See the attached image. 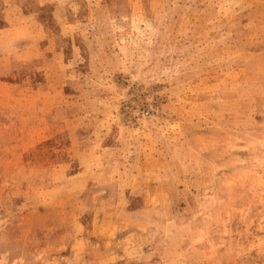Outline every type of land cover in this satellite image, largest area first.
<instances>
[{
  "label": "rangeland",
  "instance_id": "1",
  "mask_svg": "<svg viewBox=\"0 0 264 264\" xmlns=\"http://www.w3.org/2000/svg\"><path fill=\"white\" fill-rule=\"evenodd\" d=\"M0 264H264V0H0Z\"/></svg>",
  "mask_w": 264,
  "mask_h": 264
}]
</instances>
